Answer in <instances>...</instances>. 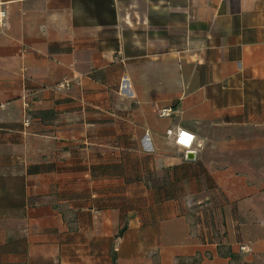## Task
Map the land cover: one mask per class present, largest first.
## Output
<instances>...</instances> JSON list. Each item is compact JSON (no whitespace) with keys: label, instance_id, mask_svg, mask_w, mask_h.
<instances>
[{"label":"crops","instance_id":"obj_1","mask_svg":"<svg viewBox=\"0 0 264 264\" xmlns=\"http://www.w3.org/2000/svg\"><path fill=\"white\" fill-rule=\"evenodd\" d=\"M0 8V264H264V0Z\"/></svg>","mask_w":264,"mask_h":264},{"label":"built area","instance_id":"obj_2","mask_svg":"<svg viewBox=\"0 0 264 264\" xmlns=\"http://www.w3.org/2000/svg\"><path fill=\"white\" fill-rule=\"evenodd\" d=\"M7 13L4 9L0 8V27H3L6 24L7 21ZM73 82L69 79V78H63L61 80V82L55 87L57 91L61 92L63 90H70L72 87ZM173 110L171 109H164V110H160L159 114L161 115V117H165V116H171L173 113ZM31 124V121L29 120V118L25 120L24 122V126L25 127H29ZM182 133H188L192 139L190 140V142L188 144H182L180 143V136ZM166 137L168 139H173L174 143L176 144L177 147H179L180 149H184L185 150V154L187 152H189L191 150V148L194 146L195 144V136L191 133H189L188 131L184 130V129H178V130H174V129H170L167 131L166 133ZM240 250L242 253H245L246 255H252L253 254V246L250 244H243L240 247Z\"/></svg>","mask_w":264,"mask_h":264},{"label":"rangeland","instance_id":"obj_3","mask_svg":"<svg viewBox=\"0 0 264 264\" xmlns=\"http://www.w3.org/2000/svg\"><path fill=\"white\" fill-rule=\"evenodd\" d=\"M208 202H203L201 204L199 203H193L192 208H194V212H207V210H211L210 207H208L206 204H208Z\"/></svg>","mask_w":264,"mask_h":264},{"label":"clouds","instance_id":"obj_4","mask_svg":"<svg viewBox=\"0 0 264 264\" xmlns=\"http://www.w3.org/2000/svg\"><path fill=\"white\" fill-rule=\"evenodd\" d=\"M192 137L188 133H182L180 136V143L188 144Z\"/></svg>","mask_w":264,"mask_h":264},{"label":"water","instance_id":"obj_5","mask_svg":"<svg viewBox=\"0 0 264 264\" xmlns=\"http://www.w3.org/2000/svg\"><path fill=\"white\" fill-rule=\"evenodd\" d=\"M189 160H194L196 157L194 154L188 153L186 156Z\"/></svg>","mask_w":264,"mask_h":264},{"label":"trees","instance_id":"obj_6","mask_svg":"<svg viewBox=\"0 0 264 264\" xmlns=\"http://www.w3.org/2000/svg\"><path fill=\"white\" fill-rule=\"evenodd\" d=\"M123 231H124V229H123V230H121V232H120V233H121V234H123V233H122ZM121 234H120V235H121Z\"/></svg>","mask_w":264,"mask_h":264}]
</instances>
